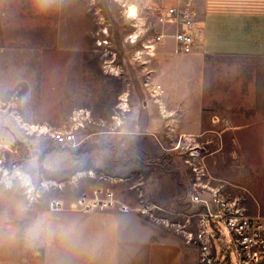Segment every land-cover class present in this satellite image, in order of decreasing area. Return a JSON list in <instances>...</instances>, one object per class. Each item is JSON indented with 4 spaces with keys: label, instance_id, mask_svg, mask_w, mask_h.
I'll use <instances>...</instances> for the list:
<instances>
[{
    "label": "rangeland",
    "instance_id": "rangeland-1",
    "mask_svg": "<svg viewBox=\"0 0 264 264\" xmlns=\"http://www.w3.org/2000/svg\"><path fill=\"white\" fill-rule=\"evenodd\" d=\"M174 4L0 0V182L21 196L29 181L32 197L50 202L84 190L87 177L78 187V173L100 168L102 185L130 211L150 208L144 215L178 234L183 264H200L182 232L194 230L188 223L194 168L205 169L213 185L225 182L230 197L254 214L249 190L253 178L262 179L264 146L258 159L250 131L241 143L225 132V119L237 114L250 125L264 121V108H218V64L206 90L212 108H169L166 90L151 94L168 71L154 65L156 51L144 45L172 30L157 21ZM247 67L264 71L258 61ZM66 131L74 142L58 144L54 133ZM32 160L29 177L25 164Z\"/></svg>",
    "mask_w": 264,
    "mask_h": 264
},
{
    "label": "crops",
    "instance_id": "crops-1",
    "mask_svg": "<svg viewBox=\"0 0 264 264\" xmlns=\"http://www.w3.org/2000/svg\"><path fill=\"white\" fill-rule=\"evenodd\" d=\"M177 3L180 1L175 0L174 5ZM192 6L196 13L191 30L193 50L175 51L178 26L168 24L165 27L172 30L162 31L165 36L151 59L168 71L161 85L171 102L169 108H212L206 90L211 87V71L216 64L218 108H264V92L260 91L264 71L250 72L247 67L249 61L264 64V0H192ZM241 118L235 114L229 121L225 119L231 126L228 128L222 120L225 132L248 143L243 136L250 131L251 151L257 146L259 159L264 146V121L247 125ZM47 161L50 164L45 158L44 167ZM252 162L255 164L254 158ZM30 165L33 160L25 164L27 176L33 177ZM102 173L100 168L79 172L78 187L82 177H87L86 186L84 190L78 188V193L62 195V209L52 208V201L35 200L29 188L34 185L29 181L22 184L21 196L0 182V264H183L178 234L147 215L135 210L122 212L114 203L92 210L83 208L84 193L105 188ZM257 177L251 180L249 201L252 215L264 216V173ZM221 185L230 196L225 182Z\"/></svg>",
    "mask_w": 264,
    "mask_h": 264
},
{
    "label": "built area",
    "instance_id": "built-area-1",
    "mask_svg": "<svg viewBox=\"0 0 264 264\" xmlns=\"http://www.w3.org/2000/svg\"><path fill=\"white\" fill-rule=\"evenodd\" d=\"M179 1L166 8L158 17L157 24L178 26L174 34L177 51L190 53L194 46L191 30L196 22V13L192 0ZM164 36V32H156L153 41L159 45ZM156 44H150L148 49L154 51ZM163 92L161 84L151 88L153 96H160ZM54 137L58 144L72 143L75 139L73 131L57 132ZM194 172L197 182L192 186L189 202L195 210L188 216V223L194 230L182 232L188 243L198 249L200 264H264V216L249 214L239 200L224 193L223 185L211 184L205 169L194 168ZM82 200L83 208L87 210L103 208L111 203L118 205L122 212L131 209L118 200L111 189L98 188L92 194L84 193ZM51 207L62 209L63 203L54 200ZM149 209L140 211L148 214Z\"/></svg>",
    "mask_w": 264,
    "mask_h": 264
},
{
    "label": "clouds",
    "instance_id": "clouds-1",
    "mask_svg": "<svg viewBox=\"0 0 264 264\" xmlns=\"http://www.w3.org/2000/svg\"><path fill=\"white\" fill-rule=\"evenodd\" d=\"M39 3H42L44 5H51L55 2V0H38Z\"/></svg>",
    "mask_w": 264,
    "mask_h": 264
},
{
    "label": "bare ground",
    "instance_id": "bare-ground-1",
    "mask_svg": "<svg viewBox=\"0 0 264 264\" xmlns=\"http://www.w3.org/2000/svg\"><path fill=\"white\" fill-rule=\"evenodd\" d=\"M129 11V10H128ZM131 12V11H130ZM134 13V12H133ZM147 46V48H150L151 46L150 45H146Z\"/></svg>",
    "mask_w": 264,
    "mask_h": 264
}]
</instances>
